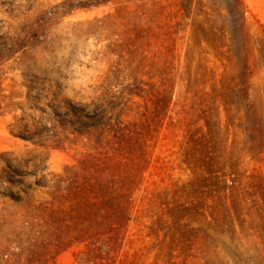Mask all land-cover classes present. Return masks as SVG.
Returning a JSON list of instances; mask_svg holds the SVG:
<instances>
[{
	"label": "rangeland",
	"instance_id": "374dc122",
	"mask_svg": "<svg viewBox=\"0 0 264 264\" xmlns=\"http://www.w3.org/2000/svg\"><path fill=\"white\" fill-rule=\"evenodd\" d=\"M0 264H264V0H0Z\"/></svg>",
	"mask_w": 264,
	"mask_h": 264
}]
</instances>
